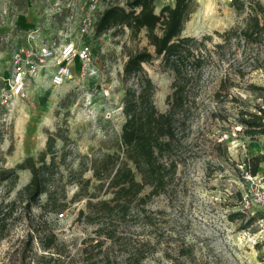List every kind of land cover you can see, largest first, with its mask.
I'll use <instances>...</instances> for the list:
<instances>
[{"label":"rangeland","instance_id":"374dc122","mask_svg":"<svg viewBox=\"0 0 264 264\" xmlns=\"http://www.w3.org/2000/svg\"><path fill=\"white\" fill-rule=\"evenodd\" d=\"M126 1L100 0L99 11L109 5L124 6ZM192 1L194 11L182 35L197 39L211 36L207 48L220 43L219 35L229 29H243L250 16L264 21V0H241L240 13L231 0ZM154 5L158 14L163 6H173L174 0H155ZM86 9L83 0H0V91L6 89L12 56L24 44L27 33L55 46L70 40L91 46L86 76L80 75L76 63L72 78L54 87L50 72H40L26 83L21 96L6 106L0 104V169L13 168L26 157L36 160L46 148L48 135L57 136L55 161L60 175L53 178L54 192L57 197L64 195L66 204L64 211L58 212H63L61 218L43 207L44 195L40 207L24 209L17 192L28 183V172H18L9 195L0 184V264H136V258L140 264H264V228L256 223L259 211L256 207L245 211L241 204L248 191L243 179L245 163L258 158V171L264 168V135L246 134L236 115L237 109L252 112L262 105L260 94L247 87H264V33L256 43L233 41L229 48L230 60H236L244 74L243 78L231 74L239 88H232L230 94L241 102L228 98L217 103L212 98L220 75L230 72V60L217 71L204 70L194 91L196 111L185 138L186 159L178 166L167 193L147 201L144 208L150 225L137 220L123 222L116 216L89 225L78 217L87 199L72 198L80 191L78 181L90 180L88 194H94L96 182L90 171L79 177V165L86 158L115 151L112 145L124 121L120 74L126 57L122 46L135 49L146 41L141 34L140 41L131 42L127 30L79 38ZM144 69L156 88L154 104L165 112L172 77L161 71L158 61ZM212 112L220 117H212ZM148 192L146 188L143 195ZM98 196L100 200L109 198L101 193ZM12 202L11 213H6L2 207ZM105 230H113V242L105 240ZM51 235L53 247L44 249L41 243ZM146 241L154 248L152 253L141 246ZM135 249L139 250L137 257Z\"/></svg>","mask_w":264,"mask_h":264},{"label":"trees","instance_id":"16d2710c","mask_svg":"<svg viewBox=\"0 0 264 264\" xmlns=\"http://www.w3.org/2000/svg\"><path fill=\"white\" fill-rule=\"evenodd\" d=\"M154 1L127 0L124 6H107L96 17L94 37L98 38L109 31L123 34L127 30L131 42L140 41V35L143 34L146 45L135 49L126 44L122 46L126 57L120 74V82L124 86V121L121 133L112 145L115 151L86 158V162L79 165L78 176L82 177L90 171L96 182L93 186L94 194H88L90 180L78 181L80 191L72 198V201L87 199L84 210L78 211V217H83L89 225H97L100 220L114 216L123 222L137 220L143 225H150L144 208L147 201L167 193L174 183L178 166L186 159L185 138L196 111L194 91L198 88L204 70L211 68L217 71L226 61L229 62L228 51L233 41L256 43L264 33V21L253 15L247 19L243 29H229L219 35L220 43L207 48L211 36L197 39L182 35L194 11L192 0H174L173 6H163L158 14L155 13ZM231 5L237 13L243 9L241 0H231ZM157 61L161 71L168 72L172 77L170 93L165 100V112H160L154 104L156 88L144 69V65ZM230 61L227 65L230 72L225 71L220 75L213 90L212 98L217 103L229 101L228 98L230 102L242 101L231 96L230 90L239 88L232 80V75L243 78L244 74L238 68L240 65L235 63L236 60ZM247 90L258 92L262 105L255 106L252 112L237 109V123L248 135H264V87L250 84ZM211 115L214 118L220 117L213 112ZM56 137L48 135L46 148L36 160L26 157L13 168L0 169V184L5 185L7 195L16 186L18 172H29L28 183L17 192V198L26 210L32 206L40 207L43 195L46 198L43 207L47 212L58 214L66 208L64 195L57 197L54 192L53 178L60 175L55 161ZM47 156L49 162L46 161ZM258 162L259 159L254 158L251 163H245L247 174L254 176L258 172ZM146 188L149 192L143 195ZM100 193L102 196L109 195V198L100 200ZM12 205L14 202L2 209L11 213ZM105 231V240L113 242V230ZM54 240L51 235L41 245L49 249L53 247ZM102 244L103 241L99 242V245ZM141 246L148 247L149 253L154 250L149 241ZM138 252L135 249L133 255L137 257ZM136 261V264L141 263L137 258Z\"/></svg>","mask_w":264,"mask_h":264},{"label":"built area","instance_id":"2783aa9c","mask_svg":"<svg viewBox=\"0 0 264 264\" xmlns=\"http://www.w3.org/2000/svg\"><path fill=\"white\" fill-rule=\"evenodd\" d=\"M87 4L78 30L79 38L94 35L96 16L100 12V0H83ZM35 33L24 35V44L18 48L11 60V74L6 80V89L0 91V104L6 106L12 98L23 94L25 85L31 79L43 72H50V84L59 87L69 81L73 74V65L78 63L80 75L89 73L91 64V46L89 43L76 44L72 40L60 46L55 43H43ZM244 181L248 183V191L241 204L245 211L252 207L258 209L259 217L256 223L264 228V168L254 176L245 174ZM251 215H254L251 213ZM64 214H57L61 218Z\"/></svg>","mask_w":264,"mask_h":264},{"label":"bare ground","instance_id":"6f19581e","mask_svg":"<svg viewBox=\"0 0 264 264\" xmlns=\"http://www.w3.org/2000/svg\"><path fill=\"white\" fill-rule=\"evenodd\" d=\"M215 15V14H214ZM212 15H210V17H211ZM206 21V20H205ZM211 21H212V19H211Z\"/></svg>","mask_w":264,"mask_h":264},{"label":"crops","instance_id":"0c3cea01","mask_svg":"<svg viewBox=\"0 0 264 264\" xmlns=\"http://www.w3.org/2000/svg\"><path fill=\"white\" fill-rule=\"evenodd\" d=\"M22 172H28V171H22ZM29 173V172H28Z\"/></svg>","mask_w":264,"mask_h":264}]
</instances>
